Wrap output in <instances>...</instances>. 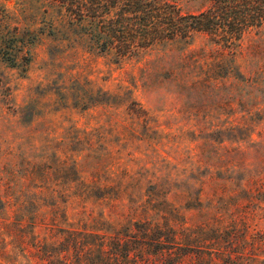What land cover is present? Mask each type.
<instances>
[{"label":"rangeland","instance_id":"rangeland-1","mask_svg":"<svg viewBox=\"0 0 264 264\" xmlns=\"http://www.w3.org/2000/svg\"><path fill=\"white\" fill-rule=\"evenodd\" d=\"M205 4L179 3L188 12ZM0 8V29L16 33L18 57L10 65L0 56V196L5 182L42 181L22 177L25 168L43 167L50 184L55 155L74 160L83 178L94 168L145 170L198 188L216 171L250 186L229 210L264 230V24L240 38L233 56L195 34L119 59L97 52L83 28L67 24L46 0H0ZM131 100L145 110L149 129L128 113ZM212 189L202 183V205ZM168 199L182 206L185 194ZM89 208L107 213L103 203L87 204L83 218ZM199 212L183 211L187 222ZM80 215L67 209L68 222Z\"/></svg>","mask_w":264,"mask_h":264},{"label":"trees","instance_id":"trees-1","mask_svg":"<svg viewBox=\"0 0 264 264\" xmlns=\"http://www.w3.org/2000/svg\"><path fill=\"white\" fill-rule=\"evenodd\" d=\"M180 1L46 0L67 24L83 28L97 52L119 59L195 34L207 36L233 56L240 38L264 24V0H205L194 12L182 11ZM16 41L14 31L0 29V56L5 54L10 65L18 59L13 53ZM128 113L149 129L137 101L129 102ZM23 171L22 177L42 181L18 187L5 182L0 264H262L264 230L229 210L230 200L251 193L250 186L216 171L206 172L207 183L200 181L198 188L185 180L171 184L167 175L149 178L145 170L94 168L83 178L74 160L56 155L50 184L43 179V167ZM202 183L214 195L204 205ZM171 192L185 194L182 206L168 199ZM94 203H103L107 213L100 208L93 214L89 208L83 218L87 204ZM72 206L81 213L76 222L67 221ZM185 210H204L205 215L199 212V220L187 222Z\"/></svg>","mask_w":264,"mask_h":264}]
</instances>
